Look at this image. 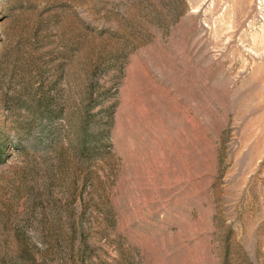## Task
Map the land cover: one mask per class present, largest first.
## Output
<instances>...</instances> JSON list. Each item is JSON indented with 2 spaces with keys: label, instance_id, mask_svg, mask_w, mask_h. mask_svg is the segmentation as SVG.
Returning a JSON list of instances; mask_svg holds the SVG:
<instances>
[{
  "label": "rangeland",
  "instance_id": "1",
  "mask_svg": "<svg viewBox=\"0 0 264 264\" xmlns=\"http://www.w3.org/2000/svg\"><path fill=\"white\" fill-rule=\"evenodd\" d=\"M74 225L84 264H264V0H0V264Z\"/></svg>",
  "mask_w": 264,
  "mask_h": 264
},
{
  "label": "trees",
  "instance_id": "2",
  "mask_svg": "<svg viewBox=\"0 0 264 264\" xmlns=\"http://www.w3.org/2000/svg\"><path fill=\"white\" fill-rule=\"evenodd\" d=\"M131 44H128V47ZM135 47H131L130 50H132ZM129 50V51H130ZM119 51V50H118ZM128 51V52H129ZM120 54V51L118 52ZM117 59L116 57H113L111 60ZM52 89H55L52 87ZM51 90V88H50ZM93 94H90V99L92 101L94 98H92ZM30 101L33 103V113L36 116V119H46V121L51 124L57 117H61L63 120L66 119L65 116V110L64 108H53V105L55 104V100L50 94H46V92L41 90V87H38L35 91V94L30 98ZM35 104V105H34ZM54 107H56L54 105ZM78 119V128L77 131L79 132V142H80V152L85 153L88 149L87 143L90 142L88 138H91L86 131L90 122V113H88V109H81L79 111V114L77 115ZM80 227V228H78ZM83 229L82 225H76L72 226L69 229V232L66 234H63L59 237V239H62L63 242H65L68 250V257L63 258L60 262V264H77L78 261H81V264L87 263L86 258L83 256L84 253V242L86 239H81V235L83 232H81L80 229ZM84 231V230H83Z\"/></svg>",
  "mask_w": 264,
  "mask_h": 264
}]
</instances>
